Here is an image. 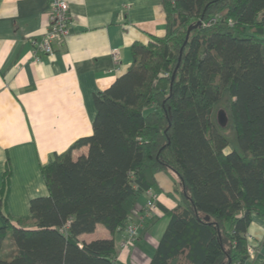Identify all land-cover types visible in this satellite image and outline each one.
<instances>
[{"label": "trees", "instance_id": "1", "mask_svg": "<svg viewBox=\"0 0 264 264\" xmlns=\"http://www.w3.org/2000/svg\"><path fill=\"white\" fill-rule=\"evenodd\" d=\"M163 4L165 36L133 43L127 71L95 94L93 133L41 166L48 194L18 219L0 201V264H121L114 238L80 236L137 219L163 169L177 173L181 201L150 264L250 258L248 230L264 216V0Z\"/></svg>", "mask_w": 264, "mask_h": 264}, {"label": "crops", "instance_id": "2", "mask_svg": "<svg viewBox=\"0 0 264 264\" xmlns=\"http://www.w3.org/2000/svg\"><path fill=\"white\" fill-rule=\"evenodd\" d=\"M72 23L66 40L52 54L33 58V40L49 26V0H0V201L12 219L31 214L34 197L48 194L41 166L55 153L93 133L95 94L109 88L132 64V45L165 36L163 0H68ZM118 49L120 63L113 59ZM89 146L72 151L73 159ZM151 187L159 209L146 218L137 239L122 249L126 231L114 234L102 223L83 233V241L114 238L121 264H150L169 222L167 210L181 201L179 178L158 170ZM148 200H137L142 210ZM6 225L0 216V230ZM254 254L245 264H264V216H253L248 230ZM0 251V255H1Z\"/></svg>", "mask_w": 264, "mask_h": 264}, {"label": "built area", "instance_id": "3", "mask_svg": "<svg viewBox=\"0 0 264 264\" xmlns=\"http://www.w3.org/2000/svg\"><path fill=\"white\" fill-rule=\"evenodd\" d=\"M70 5L68 0H49V26L47 31L42 36L41 40H33V58L36 61L41 60V54H52L55 51L54 44L57 40H66L70 35V26L72 23L71 15L69 13ZM217 16L203 21L204 26L210 25L216 21ZM113 59L116 63H120L119 50H112ZM148 195V200L145 207L139 212H136L137 219H131L124 230L126 231V237L121 241L120 246L122 249L129 247L139 235V228L146 218H150L156 215L159 204L157 201V195L154 194L151 188L145 190ZM248 237V235H247ZM248 250L250 255L254 254V247L249 244Z\"/></svg>", "mask_w": 264, "mask_h": 264}, {"label": "water", "instance_id": "4", "mask_svg": "<svg viewBox=\"0 0 264 264\" xmlns=\"http://www.w3.org/2000/svg\"><path fill=\"white\" fill-rule=\"evenodd\" d=\"M200 25H202V20H199L196 24L191 25V26L189 27L188 35H187V38H186V39H188V37H189V32H190L193 28H195V27H199ZM174 77H175V76H173V78H174Z\"/></svg>", "mask_w": 264, "mask_h": 264}, {"label": "rangeland", "instance_id": "5", "mask_svg": "<svg viewBox=\"0 0 264 264\" xmlns=\"http://www.w3.org/2000/svg\"><path fill=\"white\" fill-rule=\"evenodd\" d=\"M119 58H120V55H119Z\"/></svg>", "mask_w": 264, "mask_h": 264}]
</instances>
